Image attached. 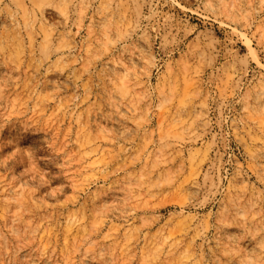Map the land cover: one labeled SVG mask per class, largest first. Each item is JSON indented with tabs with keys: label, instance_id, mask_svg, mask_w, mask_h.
<instances>
[{
	"label": "rangeland",
	"instance_id": "1",
	"mask_svg": "<svg viewBox=\"0 0 264 264\" xmlns=\"http://www.w3.org/2000/svg\"><path fill=\"white\" fill-rule=\"evenodd\" d=\"M0 264H264V0H0Z\"/></svg>",
	"mask_w": 264,
	"mask_h": 264
}]
</instances>
